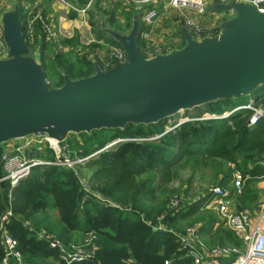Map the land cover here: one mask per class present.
<instances>
[{"label":"trees","instance_id":"obj_1","mask_svg":"<svg viewBox=\"0 0 264 264\" xmlns=\"http://www.w3.org/2000/svg\"><path fill=\"white\" fill-rule=\"evenodd\" d=\"M17 14L21 19L18 10ZM40 28L37 23L33 45L40 46L45 79L46 71H50L54 76L52 83L61 87V72L71 80L93 75L94 67L85 53L78 55L75 62L70 60L77 46L75 41L48 39ZM24 36L26 43L31 44L25 33ZM107 41L119 47L112 39ZM60 45L68 50L58 52ZM140 45L138 37V49ZM45 59L57 62L58 67L46 68ZM259 95L256 104L258 101L264 103V98L261 100L264 94L260 92ZM246 101L245 97L224 99L208 104L204 113L220 115L247 105ZM250 116L248 110L236 111L224 119L185 122L165 134L163 121L148 126L128 124L123 130L92 131L90 134L97 135V139L92 137L75 146L81 148L79 154L83 157L119 138L147 139L115 143L85 161L82 168L91 173L89 190L79 185L73 171L61 166L35 167L30 176L13 189L4 183L0 186V217L10 209L12 216L4 227L17 241L23 264H68L56 249L49 247L48 240L37 238L39 233L46 238L52 236L50 230L45 232L34 221L37 215L50 209L57 210L65 234L74 236L79 244L91 239L89 249L94 252L93 257L70 264H192V260L179 251L177 235L170 226L178 218H189L198 208L202 209L205 199L195 201L187 212L172 213L165 202L154 203L156 193L173 181L172 164L182 157L198 158L203 168L209 162L220 160L233 165L247 178L242 193L233 198L237 209L252 212L260 200L259 191L252 185L264 180V165L259 163L264 160V117L250 127ZM86 143L89 144L84 145ZM45 158L53 160V152L47 149ZM145 173L153 175L138 181L137 178ZM161 217V223L168 228L157 230L155 225ZM209 237L211 245L240 244L229 230L218 229ZM2 255L0 241V260ZM233 258L218 262L227 263Z\"/></svg>","mask_w":264,"mask_h":264},{"label":"water","instance_id":"obj_2","mask_svg":"<svg viewBox=\"0 0 264 264\" xmlns=\"http://www.w3.org/2000/svg\"><path fill=\"white\" fill-rule=\"evenodd\" d=\"M214 9L232 16L226 28L199 41L176 28L184 45L151 58L140 55L138 12L132 11L128 34L110 32L126 64L102 70L91 60L93 75L71 80L61 72L62 86L51 89L36 62L39 47L26 43L16 5L7 4L0 13L6 49L0 57V163L7 144L31 136H44L61 163L59 145L70 133L148 126L182 110L249 94L255 104L264 94V13L250 3Z\"/></svg>","mask_w":264,"mask_h":264},{"label":"built area","instance_id":"obj_3","mask_svg":"<svg viewBox=\"0 0 264 264\" xmlns=\"http://www.w3.org/2000/svg\"><path fill=\"white\" fill-rule=\"evenodd\" d=\"M30 3L32 12L26 16V22L23 24V33L30 43L34 42L35 26L37 23L41 26L48 39L57 41L56 30L58 25L48 22L43 18L41 12L35 11L37 0H22ZM50 3L59 5L66 11L79 16L83 21L86 18L88 10L94 0H88L85 5H78V0H48ZM133 11H137L146 31L142 30L139 34L141 45L140 55L144 58H151L155 55L166 53L175 49L176 41L160 43L152 35L151 28L160 16V10L167 14L171 23H179L181 29L192 35L197 41L202 36L212 37L211 31L199 23L193 15L200 16L205 10L213 4L228 3H250L258 13H264V0H122ZM14 3V2H10ZM9 4V3H7ZM26 7L27 4H26ZM173 11V12H172ZM173 18V19H172ZM172 21H171V20ZM61 21H58V24ZM65 19L63 18V21ZM58 30V29H57ZM25 38V36H24ZM26 41V40H25ZM58 48V47H57ZM6 54V49L0 38V57ZM107 60L102 70H109L115 65L126 64V56L120 47L112 48L107 55ZM90 60H95L91 58ZM243 110L251 112L248 120L250 127L256 125L263 117L264 111L256 104H248L241 107ZM214 118V117H212ZM205 120V119H202ZM180 124V123H179ZM168 132V131H167ZM117 143V142H116ZM115 143H112L113 145ZM111 145H108L111 146ZM48 149L47 139L44 136L36 135L21 140L13 141L5 146L4 154L0 163V182L7 183L9 189L15 188L21 181L30 176L33 168L46 165H58L51 161L43 159ZM62 153V147L60 148ZM60 153V154H61ZM85 161V160H82ZM81 162V161H80ZM264 165V160L259 162ZM246 177L239 170H234L230 189L216 186L209 191L202 209H211L220 223L239 240L238 246L224 245L206 247L200 242L199 231L196 228H187L183 234L177 235L179 251L184 253L186 258L192 260V264H264V205L259 209L249 212L239 210L235 207L233 197L242 193ZM85 190H89L85 187ZM180 199L174 196L167 204L171 210L178 208ZM12 216L8 209L0 217V241L3 248V255L0 264H23L21 253L18 249L17 241L8 233L4 224ZM163 217L157 219L155 225L157 230H164L161 225ZM94 237V236H92ZM38 239L48 240V245L56 249L60 258L70 264L73 262H83L87 257H93L94 252L89 249L91 241L85 244L86 249L70 247L67 249L61 245V241L56 237L39 233ZM75 248V249H72ZM234 257V258H233ZM233 258L227 263H219V260ZM168 264V262H164Z\"/></svg>","mask_w":264,"mask_h":264},{"label":"rangeland","instance_id":"obj_4","mask_svg":"<svg viewBox=\"0 0 264 264\" xmlns=\"http://www.w3.org/2000/svg\"><path fill=\"white\" fill-rule=\"evenodd\" d=\"M14 2L17 5L21 20L23 21V24L26 22V16H28V13L32 12V6L26 3V1L22 0H0V13L5 9L7 6V3ZM88 2V0H78V5H85ZM26 4L28 7H26ZM41 8V0L38 1V4L36 5V10L41 12V14H44L45 17L47 15L53 13V9L51 8L50 3H43ZM132 9L129 8L128 5H126L122 0H94L93 3H91V6L88 10V13L86 15V18L82 21L79 16H76L74 14L73 17L65 16V22H54L53 24L55 26L58 25L56 30L57 38L60 40H70L75 41L76 44L80 47H92L94 45L89 35H93L95 37L102 35L105 37H109L111 39V34H122L126 35L129 33L130 28L132 26ZM128 15H127V14ZM58 14V13H55ZM61 16V15H59ZM44 18V17H43ZM46 20H50V18H45ZM139 19V18H138ZM173 19V18H172ZM171 20V19H170ZM57 21V20H55ZM172 21V20H171ZM66 24V27L62 26V24ZM81 23H87L88 29L83 30L81 28ZM170 25V24H169ZM171 29L175 30L176 28H180L179 23L172 24ZM24 28V27H23ZM80 30L81 33L76 34V30ZM107 31H106V30ZM2 35V31L0 28V38ZM34 42L31 44H28L30 46H39V44L33 45ZM179 45V44H176ZM179 47V46H178ZM62 46H58L57 50L58 52H61ZM84 52L82 50L80 51H73L70 55V60L72 62H75L77 59V56H81ZM86 54V53H85ZM40 51L37 55L36 62L41 65V59H40ZM88 60L91 58L95 59L97 63H99V66L103 68L104 63L107 60V57L105 59H101L100 62L98 61L96 55L87 53ZM108 55V54H107ZM91 56V57H90ZM52 59V58H51ZM91 61V60H90ZM45 67H58L57 62L52 63V61L47 62V59H45ZM47 73V79L46 82L48 84V87L51 89L58 88L52 83L53 81V74L50 71H46ZM247 100L246 103L250 102L251 94L244 96ZM264 97L261 98V100ZM254 101V100H253ZM258 106L261 107V109L264 111V103L262 101L257 102ZM206 106H199L197 108H192L188 110H182L176 114H173L172 116H169L166 118L163 123L165 125L164 128V134L167 133L166 131H172L176 128H178L182 123L184 122H193L196 123L197 121H202V119L208 120V119H224L227 118L230 114H232L234 111H239V107H236L232 109L231 111H226L224 113H221L220 115H211L205 112ZM241 109V108H240ZM230 112V113H229ZM232 112V113H231ZM209 117V118H208ZM214 117V118H212ZM181 123V124H179ZM179 125V126H178ZM92 137H95L97 139V135L92 134H79V133H70L65 137V140L68 141L66 144L59 145L60 148L62 147V153L60 154L61 158L65 159L63 162L59 163L55 160V156L53 160H49L43 157L46 161H51L54 163H59L58 165H46V166H38V167H50V166H61L65 167L71 171H73V174L76 179H78V183L82 188L89 189V180L91 173L87 170H85L83 167V164L85 161H87L89 158L94 157L99 152H102L106 148H108V145H111L112 143H120V142H126V141H138L142 142L145 141L147 138H138V139H116L111 141L110 143L106 144L102 149H99L95 153L90 154L89 156L83 157L80 151V147L78 149L75 147L76 145L82 144V142L88 141V139H91ZM79 139V140H77ZM89 143H86L84 145H88ZM83 145V146H84ZM114 145V144H113ZM82 146V147H83ZM112 146V145H111ZM110 147V146H109ZM85 160V161H82ZM198 158L196 157H182L180 160L174 162L172 164V170L174 173V179L171 183L166 184L164 186V189L158 190L156 193V200L154 203H163L165 202L166 205L172 199L174 196L178 197L180 199V204L178 208L171 209V212H175L177 210L186 209L188 204L193 203L194 201H197L198 199H201L204 197L209 191H211L212 188L218 186V178L221 177H232L233 171L235 170L234 167L230 170H228L229 166L224 162H218V161H212L209 162V165L205 168H202L200 164H198ZM81 161V162H80ZM152 173H145L142 174L137 178L138 181H143L149 176H152ZM247 180V179H246ZM246 184V181H245ZM244 184V185H245ZM229 188V186H228ZM261 205H264V190L259 193ZM257 210L256 208H253L252 211ZM213 211L211 209H201L200 212L196 215H191L189 218H185L183 220L178 221V224L171 225L170 229L174 231L176 234H183L187 228H196L200 226V224L207 218L212 217ZM34 221L36 223H39L40 229L44 230L48 233V230H50V235L54 237H58V239L61 241V245L63 247H66L69 249L70 247H76L79 249H86L85 244H88V242L91 241V239H87L83 244H79L77 242V239L74 236H70L68 234H65L62 231V226L59 224V215L56 209H50L47 212L41 213L40 215H37L34 218ZM31 223V222H30ZM161 225L165 228H168V226L165 223H161ZM93 236V235H91ZM65 239L66 242L63 240ZM200 242L203 243L207 248L211 246H217L211 245L210 241L199 238ZM226 245V244H225ZM228 245V244H227ZM75 249V248H72ZM193 263V262H192ZM45 264H52V262H45Z\"/></svg>","mask_w":264,"mask_h":264},{"label":"crops","instance_id":"obj_5","mask_svg":"<svg viewBox=\"0 0 264 264\" xmlns=\"http://www.w3.org/2000/svg\"><path fill=\"white\" fill-rule=\"evenodd\" d=\"M37 1H39V0H37ZM80 1L82 2V0H80ZM43 3L47 4V3H50V2L48 0H41V8L42 9H43L42 6L44 5ZM50 4H51V8L53 9V13L47 15V17H45L44 14H42V16L44 18H50L49 21L47 20L48 22H51V23H53V21L54 22H58V21H61L62 22L63 21V18L65 16H68V15H69V17H73L74 16L73 13H70V12L66 11L61 6L55 5V4H52V3H50ZM215 5L216 4H213V5L209 6L205 10L204 14H202L200 16L193 15V17L196 20H198L199 23H201L203 26L207 27L211 31L212 36H214L215 34L219 33L221 31V29L226 28L227 25L229 24L230 20H231V17H232L227 12L215 10L214 9V6ZM16 8H17V5H16ZM17 10H18V8H17ZM55 13H58V14H55ZM59 15H61V16H59ZM138 18H139L138 23H139V34H140V32L142 30L146 31L147 28H144L142 22L140 21V16L139 15H138ZM55 20H57V21H55ZM21 22H23V21H21ZM172 24H174V23H172ZM62 26L66 27V24L63 23ZM171 27H172V25H171V22L169 21V19L167 18V14H163L162 13V10H160V16H159L158 20L152 26L151 32H152V35H153V37L155 38V40L157 42L166 43V42L176 41V43H175L174 46L176 48H180V47H182L184 45L183 37L179 33L173 32V29H171ZM81 28L83 30H86L89 27H88L87 23H81ZM35 32H36V30H35ZM79 33H81V32L77 28L76 34H79ZM89 37H90V40L92 42H94L93 43L94 45H92V47H89V48L83 47V46L79 48V46L76 44L77 46L75 47V51H79V50L81 51L82 50V52H84L86 54L87 53H90V54H93L94 53L96 55V57H97V59H98L99 62H100L101 59H105V57L107 56L108 52L112 48L117 47V46H114L113 44H110L107 41L108 38L105 37V36H102V37L101 36H99V37L97 36V37H95V36H93L91 34V35H89ZM176 44H179V45H176ZM30 47H32V46H30ZM33 47H35V46H33ZM62 50L63 51H67L68 50V47L67 48L64 47V48H62ZM251 99H253V98H251ZM218 162H223V161L218 160ZM227 165L229 166L228 170H230V171L234 167L231 164H227ZM232 176H233V174H232ZM218 180H219L218 181V186H221V187H223L225 189H230L232 177L229 178V177L225 176V177L218 178ZM228 186H229V188H228ZM252 186H253V188L255 190L259 191V193H260V192H262V190H264V180L263 181L256 182ZM260 200H262V199L260 198ZM260 200H259V205L256 207V209H259L260 206H262L261 203H260ZM233 201H234V198H233ZM194 202L188 204V206L186 207V209H182L181 211L182 212H187L188 211V207L190 209V207L193 206ZM200 210L201 209L198 208V210H196V212L193 215L198 214L200 212ZM249 212H251V211L249 210ZM178 221H180L179 218L177 220H175L171 225L173 226V225L178 224ZM197 229L199 231V235L201 236V238L206 239L207 241L210 238L209 236L210 235H213L218 229L227 230L220 223V221L217 219V217L215 216V214H212V217L205 219L200 224V226L197 227Z\"/></svg>","mask_w":264,"mask_h":264},{"label":"bare ground","instance_id":"obj_6","mask_svg":"<svg viewBox=\"0 0 264 264\" xmlns=\"http://www.w3.org/2000/svg\"><path fill=\"white\" fill-rule=\"evenodd\" d=\"M263 91H264V90H263ZM250 101H251V99H250ZM248 104H251V103L249 102ZM248 104H247V105H248ZM243 106H246V105H243ZM243 106H240L238 110H239V111L243 110V109L241 108V107H243ZM240 108H241V109H240ZM232 112H236V111L233 110ZM232 112H231V113H232ZM229 113H230V112H229ZM208 118H209V117H208ZM218 119H219V118H218ZM53 143H55V142H53Z\"/></svg>","mask_w":264,"mask_h":264}]
</instances>
